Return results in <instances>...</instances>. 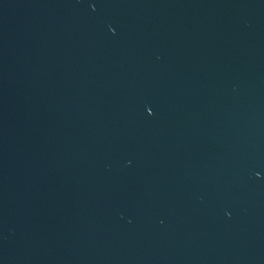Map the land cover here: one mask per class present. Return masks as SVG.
Here are the masks:
<instances>
[{
  "label": "water",
  "instance_id": "1",
  "mask_svg": "<svg viewBox=\"0 0 264 264\" xmlns=\"http://www.w3.org/2000/svg\"><path fill=\"white\" fill-rule=\"evenodd\" d=\"M0 264H264V0H0Z\"/></svg>",
  "mask_w": 264,
  "mask_h": 264
}]
</instances>
